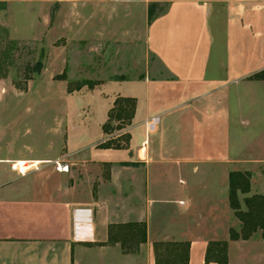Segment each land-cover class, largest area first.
Listing matches in <instances>:
<instances>
[{
	"label": "crops",
	"instance_id": "crops-1",
	"mask_svg": "<svg viewBox=\"0 0 264 264\" xmlns=\"http://www.w3.org/2000/svg\"><path fill=\"white\" fill-rule=\"evenodd\" d=\"M144 50L161 78L123 81L142 96L108 92L113 81L90 92L101 98L100 129L115 98L136 99L123 131L129 149H96L107 139L101 131L90 149L72 150L67 133L58 156L0 157V264H154V242H187L188 264H204L207 243L241 227L228 204L229 173H250L249 192L238 194L242 210L245 198L264 195V94L253 97L264 82L250 79L264 70V0H171L146 26ZM230 93L234 124L222 110ZM153 117L159 122L147 132ZM86 162L98 174L91 184ZM138 222L147 236L135 254L104 245L109 225ZM227 261L264 264L260 233L228 241Z\"/></svg>",
	"mask_w": 264,
	"mask_h": 264
},
{
	"label": "rangeland",
	"instance_id": "rangeland-1",
	"mask_svg": "<svg viewBox=\"0 0 264 264\" xmlns=\"http://www.w3.org/2000/svg\"><path fill=\"white\" fill-rule=\"evenodd\" d=\"M169 1L0 0V157L58 156L65 151L67 133L72 150L94 146L101 138L102 106L99 91L90 92L113 81L108 92L142 96L140 86L123 81L161 78L158 64L144 50L146 7L160 3L157 14ZM98 59L111 68L97 67ZM68 82L82 91L68 93ZM263 94L255 91L253 97L261 101ZM221 102L228 124L236 123L235 94ZM259 108L256 104L254 113ZM81 165L85 184L96 182L95 168Z\"/></svg>",
	"mask_w": 264,
	"mask_h": 264
},
{
	"label": "trees",
	"instance_id": "trees-1",
	"mask_svg": "<svg viewBox=\"0 0 264 264\" xmlns=\"http://www.w3.org/2000/svg\"><path fill=\"white\" fill-rule=\"evenodd\" d=\"M158 4L148 6V23L164 14L166 8L154 13ZM253 81L264 82V70L253 75ZM81 89L77 83L68 82L66 90L72 93ZM136 99L117 97L107 112V118L101 127L105 141L96 145L99 150H127L130 135L123 131L131 125L135 115ZM250 190V175L246 172H231L228 176V204L234 217L239 221V231L230 228L228 240L209 241L204 254V264H228V241L249 240L256 232L264 240V195H253L243 200L241 209L238 194H247ZM147 228L144 222L111 224L107 229V241L104 245H119L126 253L135 254L144 244ZM154 264H188L189 243L187 242H154L152 244Z\"/></svg>",
	"mask_w": 264,
	"mask_h": 264
},
{
	"label": "built area",
	"instance_id": "built-area-1",
	"mask_svg": "<svg viewBox=\"0 0 264 264\" xmlns=\"http://www.w3.org/2000/svg\"><path fill=\"white\" fill-rule=\"evenodd\" d=\"M159 122L158 117H153L149 119L148 121L145 122V129L147 132H152L154 131L155 127L157 126ZM65 169V167L62 168V170Z\"/></svg>",
	"mask_w": 264,
	"mask_h": 264
}]
</instances>
